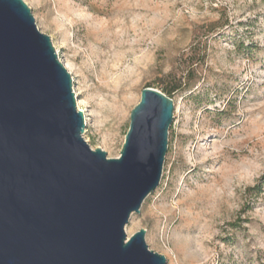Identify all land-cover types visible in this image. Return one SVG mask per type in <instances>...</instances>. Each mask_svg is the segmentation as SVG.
<instances>
[{
    "label": "rangeland",
    "instance_id": "374dc122",
    "mask_svg": "<svg viewBox=\"0 0 264 264\" xmlns=\"http://www.w3.org/2000/svg\"><path fill=\"white\" fill-rule=\"evenodd\" d=\"M22 1L108 159L142 89L178 88L160 183L127 238L144 230L166 264H264V0Z\"/></svg>",
    "mask_w": 264,
    "mask_h": 264
},
{
    "label": "water",
    "instance_id": "95a60500",
    "mask_svg": "<svg viewBox=\"0 0 264 264\" xmlns=\"http://www.w3.org/2000/svg\"><path fill=\"white\" fill-rule=\"evenodd\" d=\"M50 40L22 0H0V264H166L125 227L160 183L173 101L142 89L108 159Z\"/></svg>",
    "mask_w": 264,
    "mask_h": 264
},
{
    "label": "trees",
    "instance_id": "16d2710c",
    "mask_svg": "<svg viewBox=\"0 0 264 264\" xmlns=\"http://www.w3.org/2000/svg\"><path fill=\"white\" fill-rule=\"evenodd\" d=\"M177 89H178V88H172V89H166V88H163V89H161V92H162L165 96H167L168 98H170L171 94H172L174 91H176ZM263 184H264V182H263ZM257 190H258V192H256V193H259V191H260V187L257 188Z\"/></svg>",
    "mask_w": 264,
    "mask_h": 264
},
{
    "label": "bare ground",
    "instance_id": "6f19581e",
    "mask_svg": "<svg viewBox=\"0 0 264 264\" xmlns=\"http://www.w3.org/2000/svg\"><path fill=\"white\" fill-rule=\"evenodd\" d=\"M64 68H65L66 70H68V67H67V66H65V65H64ZM77 106L79 107V104H78ZM79 108H80V107H79ZM118 117H119V116H118Z\"/></svg>",
    "mask_w": 264,
    "mask_h": 264
}]
</instances>
